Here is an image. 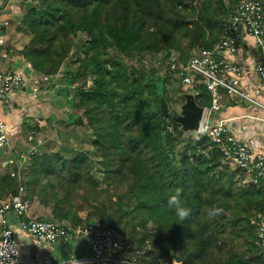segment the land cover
Wrapping results in <instances>:
<instances>
[{"label":"trees","instance_id":"obj_1","mask_svg":"<svg viewBox=\"0 0 264 264\" xmlns=\"http://www.w3.org/2000/svg\"><path fill=\"white\" fill-rule=\"evenodd\" d=\"M237 2L29 0L21 22L30 40L19 55L36 73L62 69L76 85L74 124L91 132L97 160L31 154L23 176L0 173V202L22 187L49 221L75 229L97 220L135 246L143 264H264L256 240L264 183L241 184L207 137L181 132L173 113L161 118L159 98L170 104L184 92L180 82L133 63L157 57L162 69L174 55L185 66L195 48L218 43ZM195 89L208 108V92ZM177 190L192 210L183 221L168 206ZM213 208L223 211L209 216Z\"/></svg>","mask_w":264,"mask_h":264},{"label":"built area","instance_id":"obj_2","mask_svg":"<svg viewBox=\"0 0 264 264\" xmlns=\"http://www.w3.org/2000/svg\"><path fill=\"white\" fill-rule=\"evenodd\" d=\"M8 22L0 16V47L4 45L3 32ZM244 38L253 39L258 48L259 62L253 68L257 85L247 93L242 87L245 71L228 58L234 56ZM24 71L5 72L0 67V98L11 99L17 94L36 99L43 94L59 95L69 92V102L76 85L66 80L61 69L55 75L36 73L25 62ZM160 75L169 74L171 81H179L184 93L197 95L196 87L201 85L210 95L208 108L203 114L194 137H207L215 145L224 163L237 170L245 183H264V158L255 156L246 145L232 135V118H219L220 98L224 96L235 105H249L264 112V0H238L234 14L226 21L224 32L218 43L211 49L195 48L185 66L177 64L176 57L162 66ZM91 83L87 82V86ZM264 123V118H260ZM8 131L0 122V151L9 145ZM29 157V156H28ZM24 190L0 202V264H20L17 243L8 226L7 216L12 214L17 227L31 237L32 243H55L66 239L70 234L83 236L89 240L87 264H143L138 257L142 254L113 230L97 222L86 223L72 229L65 223L39 220L30 216ZM256 240L259 252L264 259V218L259 217L256 226ZM34 256V261H37ZM172 264H178L172 262Z\"/></svg>","mask_w":264,"mask_h":264},{"label":"crops","instance_id":"obj_3","mask_svg":"<svg viewBox=\"0 0 264 264\" xmlns=\"http://www.w3.org/2000/svg\"><path fill=\"white\" fill-rule=\"evenodd\" d=\"M16 23L12 22L11 28L3 32L4 45L0 47V67L5 72L16 70L26 73L23 68L26 61L15 52L21 51L22 47L19 45L27 40L28 30L24 26L19 27L22 25L21 22L17 25ZM23 28L25 34L22 36ZM228 59L244 69L242 87L247 93H251L258 82L253 73V68L259 62L256 42L251 38H244L237 47L235 55ZM60 100L59 96L54 94H43L36 99L24 94H17L8 100L0 98V122L7 127L9 145L6 149H10L6 153L9 162L0 158L1 168L5 167L7 171L12 172L18 167V175L22 171H27L26 165L29 160L23 161L26 155L30 157L31 154L50 153L46 150L48 148L46 134L50 129L49 115L55 112L56 106H61ZM220 104L221 109L217 117L235 119L231 123L232 135L246 145L253 155L264 158V123L260 121V118H264V112L249 105L232 104L224 96H221ZM58 153L60 154L61 151ZM12 161L16 168L10 165ZM242 181L245 183L244 178ZM26 202L31 217L39 220L50 219L49 211L38 205L35 200L30 202L26 200ZM7 223L18 246L20 264H87L86 259L89 254L87 238L70 234L66 239L38 247L32 243L30 236L17 227L12 214L7 216ZM34 256H37V261H34Z\"/></svg>","mask_w":264,"mask_h":264},{"label":"rangeland","instance_id":"obj_4","mask_svg":"<svg viewBox=\"0 0 264 264\" xmlns=\"http://www.w3.org/2000/svg\"><path fill=\"white\" fill-rule=\"evenodd\" d=\"M27 5H32L29 3V0H0V16L4 18L8 22V28H11V23L12 22H17V24H20L18 22L22 21V18L25 16V7ZM22 23V22H21ZM23 27V25L19 26ZM27 30V29H26ZM25 34V29L23 28L22 30V36ZM26 36L27 40L22 42L21 50L28 44L30 40V34L28 31H26ZM29 38V39H28ZM27 42V43H26ZM15 52V51H14ZM19 50L16 51L15 53L19 56ZM22 59V58H21ZM24 60V59H22ZM143 60L146 62V64L143 63ZM25 61V60H24ZM135 65L140 64L142 67L146 66L149 67L152 65L153 68L159 70V74L163 71L161 69L160 63L158 62V58L156 57L154 60L151 61L149 57H143V58H138L133 61ZM65 69L68 70L69 72H73L74 69L76 68L77 64H71L70 59L65 62ZM163 75V74H162ZM184 93V92H183ZM182 93V94H183ZM69 92L66 90L65 93L62 92V94H59V98L61 106H56L55 112L51 113L49 115L50 118V129L48 134H46V139H47V144L48 148H46L47 151L50 153H58L61 151L60 154L64 155L63 157L65 158H72L75 156H91L93 158V161L96 162V158L93 157L92 154V147H91V142H92V137H91V132L89 129L85 126H77L74 124L76 121V118L78 116L77 113H75L72 109V103L69 102ZM181 93H175L172 95V99L170 100V104L167 105L168 107V118L173 113V117H177L178 115V110L177 107L182 103L180 99ZM55 107V106H54ZM171 115V117H172ZM172 117V118H173ZM171 118V119H172ZM173 123V121H171ZM10 149H4L0 151V158L3 159L2 161L9 162V158L6 156V153ZM43 154V153H42ZM46 154V153H45ZM59 154V153H58ZM28 158V159H27ZM26 160H29L28 155H26L23 159L25 162ZM12 167H15V163L12 161L10 164ZM8 165V166H10ZM29 166V161L27 162L26 167L28 168ZM96 167V165H95ZM229 167V166H228ZM231 168V167H229ZM232 169V168H231ZM18 167L14 169L12 172L17 173ZM7 171L5 167L1 168L0 167V172L3 173ZM9 172V171H7ZM6 172V173H7ZM9 172V173H12ZM26 172L22 171L20 174L23 176ZM94 176L99 180L101 179V173L100 170L98 171L95 169L93 171ZM241 179V184L242 183ZM24 190V188H23ZM24 194L26 195V192L24 190ZM27 197V196H26ZM27 199L32 201L30 198L27 197ZM258 218V217H256ZM97 222L98 221H94Z\"/></svg>","mask_w":264,"mask_h":264},{"label":"water","instance_id":"obj_5","mask_svg":"<svg viewBox=\"0 0 264 264\" xmlns=\"http://www.w3.org/2000/svg\"><path fill=\"white\" fill-rule=\"evenodd\" d=\"M182 103L177 107L178 115L171 121L179 126L181 132L193 134L198 130L203 114V108L197 105L192 94L183 93L180 95ZM159 110L161 118H167L169 111L163 98H159Z\"/></svg>","mask_w":264,"mask_h":264},{"label":"clouds","instance_id":"obj_6","mask_svg":"<svg viewBox=\"0 0 264 264\" xmlns=\"http://www.w3.org/2000/svg\"><path fill=\"white\" fill-rule=\"evenodd\" d=\"M168 206L175 208L176 214L181 221L187 219L191 215V212H192L190 208L183 206L182 201L180 199V190H177L175 195H172L169 197ZM221 211L223 210L220 208H213L212 210L209 211L208 215L215 216Z\"/></svg>","mask_w":264,"mask_h":264}]
</instances>
